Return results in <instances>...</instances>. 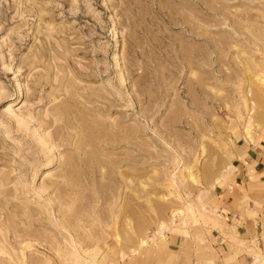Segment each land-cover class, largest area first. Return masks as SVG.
<instances>
[{
  "label": "rangeland",
  "instance_id": "374dc122",
  "mask_svg": "<svg viewBox=\"0 0 264 264\" xmlns=\"http://www.w3.org/2000/svg\"><path fill=\"white\" fill-rule=\"evenodd\" d=\"M263 124L264 0H0V264L204 238Z\"/></svg>",
  "mask_w": 264,
  "mask_h": 264
},
{
  "label": "crops",
  "instance_id": "0c3cea01",
  "mask_svg": "<svg viewBox=\"0 0 264 264\" xmlns=\"http://www.w3.org/2000/svg\"><path fill=\"white\" fill-rule=\"evenodd\" d=\"M244 147L240 162L222 178L227 183L215 191L212 209L220 226L204 238L167 237L141 250L132 264H247L240 244L251 247L257 240L264 247V124Z\"/></svg>",
  "mask_w": 264,
  "mask_h": 264
}]
</instances>
